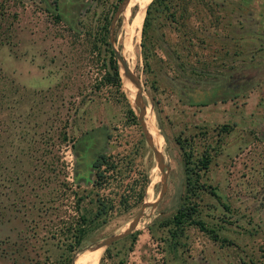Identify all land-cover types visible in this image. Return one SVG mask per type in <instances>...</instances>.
I'll return each instance as SVG.
<instances>
[{
    "label": "rangeland",
    "instance_id": "obj_1",
    "mask_svg": "<svg viewBox=\"0 0 264 264\" xmlns=\"http://www.w3.org/2000/svg\"><path fill=\"white\" fill-rule=\"evenodd\" d=\"M77 1L59 17L58 0H0V264H71L87 248L74 264H264V0H170L144 40L140 30L133 59L118 16L130 0L111 29L118 0ZM105 18L167 174L132 232L93 249L154 203L162 182L138 88L119 64L116 91L97 41ZM201 73L229 76L236 97L188 107L174 85L197 88L188 80ZM94 131L106 136L103 159L77 182L72 147ZM183 153L211 156L189 199L211 234L167 225L185 197Z\"/></svg>",
    "mask_w": 264,
    "mask_h": 264
},
{
    "label": "flooded vegetation",
    "instance_id": "obj_2",
    "mask_svg": "<svg viewBox=\"0 0 264 264\" xmlns=\"http://www.w3.org/2000/svg\"><path fill=\"white\" fill-rule=\"evenodd\" d=\"M77 3V0H58L55 4V12L58 11L56 15L61 17L62 12L72 8ZM202 75H205L206 78L188 80V84L195 85L197 88L187 90L174 85L175 90L187 99L186 105L188 107H205L236 97L239 86L235 83L231 84L229 76L215 73ZM202 87H206V89ZM105 141V133L98 131L86 132L75 141L72 152L75 155L73 172L75 177H78L77 182L87 180V176L99 168V163L103 159L102 150Z\"/></svg>",
    "mask_w": 264,
    "mask_h": 264
},
{
    "label": "trees",
    "instance_id": "obj_3",
    "mask_svg": "<svg viewBox=\"0 0 264 264\" xmlns=\"http://www.w3.org/2000/svg\"><path fill=\"white\" fill-rule=\"evenodd\" d=\"M121 1L122 0H118L119 3ZM169 1L170 0H152L147 5L146 10H145V14L143 17V21H142V26H141V36H142L143 40L145 39V36H147L148 29L150 27V19H151L152 13H155L158 11L168 12L170 9ZM117 13L115 15V18L117 16ZM173 16H174V14L172 12L170 14V17L173 18ZM108 25H109V20L105 18L104 23L99 28V36H98L97 41L99 42L100 46H102L105 49V52L108 54L109 65H110V69L112 71V84L117 89L116 91H119L120 81H121L119 79L120 72H118V67H117V64L113 58V52L110 48V45L108 43V39L106 36ZM142 49L144 52L146 51L143 44H142ZM121 88H122V84H121ZM120 96L122 97L123 100H125L122 93H120ZM125 96H126L128 102L130 103L128 96L126 94H125ZM127 114L134 121L135 117H134V115H133V113H132V111L128 105H127ZM210 157L211 156L209 154H207V155L202 154L197 159L192 160V156L190 153H183L182 154L185 197L181 199L182 202H181L179 208L177 209L175 214L171 217V219L167 222V225H171L173 227L174 231L181 232L185 226H194L200 232H208L205 229L203 223L194 217L196 210L193 208V206L191 204V200H189V199H193L194 197L197 196V194L200 191H202L203 185L202 184L200 185L198 183V181H199L200 176H202L203 173L207 170L209 162H210ZM143 183L145 184V186L148 184V180H147L146 176L144 177ZM209 193L212 196L217 197V194H216L214 189L211 190ZM187 197H191V198H187ZM141 199L143 200V198H137L138 202H140ZM81 232L83 233V231H81ZM208 233L211 234V232H208ZM174 234L176 235V232ZM79 237H81V235ZM212 237H215V236H212ZM131 238H132L131 243H133L134 237L131 236ZM107 251H108V249H105L104 253H107ZM99 264H101V263H99Z\"/></svg>",
    "mask_w": 264,
    "mask_h": 264
},
{
    "label": "water",
    "instance_id": "obj_4",
    "mask_svg": "<svg viewBox=\"0 0 264 264\" xmlns=\"http://www.w3.org/2000/svg\"><path fill=\"white\" fill-rule=\"evenodd\" d=\"M123 1L124 0H122L118 4V6L116 8V11H115L114 16H113V18L111 20V23H110V28L112 27V23H113V20L115 18V15L118 12L119 7H120V5L122 4ZM108 43H109L110 48H111V50L113 52V55H114V57L116 59L117 67L119 68V64H120L124 77L127 78L128 80H130L138 88V94L136 95V97H135L136 100L134 102V105L137 107V114H136L137 122H138V125H139L140 129H141V133H142V137H143L144 143H145V145L147 146V148L150 150V152L152 154V157H153L154 162H155V167L161 174L162 182H161V187H160L158 198H157V200L154 203L149 204V205L148 204H142V206L140 208V211L137 213L135 218L130 222V224L128 225L127 229L123 233L111 236V237L103 240L102 242H100L98 244H95V248H93V249H98V248H101V247H107V246H109V245L113 244L114 242L122 239L123 237L127 236L128 234H130L132 232L133 228L136 226L137 222L142 217V215H143L142 213H143L144 208H146V207L154 208L156 206V204L162 198V196L164 194V191H165V187H166V174H167V166L163 162L162 154L160 152H158L154 148V146L152 144V140L148 137V134H147V132H146V130L144 128L143 117H144L145 107L140 102V97H141V93H142L140 82L135 78L134 75L131 74V72L128 70V67L124 63V61L121 58V56L114 49L111 35L108 37ZM87 250H91V249L87 248V249H84V250H81V251L75 253L73 258H72L71 264H74V259H75L77 254H79L80 252H85Z\"/></svg>",
    "mask_w": 264,
    "mask_h": 264
},
{
    "label": "bare ground",
    "instance_id": "obj_5",
    "mask_svg": "<svg viewBox=\"0 0 264 264\" xmlns=\"http://www.w3.org/2000/svg\"><path fill=\"white\" fill-rule=\"evenodd\" d=\"M151 1L152 0H130V3L127 4L124 9L120 10L121 13L119 11V19H123V30L125 35L124 40L129 46L128 55L131 59L135 57V50L133 49V47L135 46L140 37L139 33L141 30L144 13L147 5ZM127 2L128 0H126L124 4L122 3L120 7L124 6ZM158 147H160V145Z\"/></svg>",
    "mask_w": 264,
    "mask_h": 264
}]
</instances>
